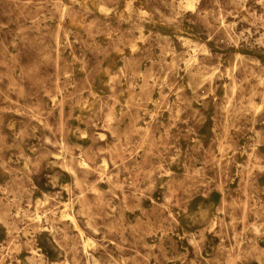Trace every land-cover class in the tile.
Here are the masks:
<instances>
[{
  "label": "rangeland",
  "instance_id": "rangeland-1",
  "mask_svg": "<svg viewBox=\"0 0 264 264\" xmlns=\"http://www.w3.org/2000/svg\"><path fill=\"white\" fill-rule=\"evenodd\" d=\"M263 8L0 0V264H264Z\"/></svg>",
  "mask_w": 264,
  "mask_h": 264
},
{
  "label": "bare ground",
  "instance_id": "bare-ground-1",
  "mask_svg": "<svg viewBox=\"0 0 264 264\" xmlns=\"http://www.w3.org/2000/svg\"><path fill=\"white\" fill-rule=\"evenodd\" d=\"M264 9V8H263ZM64 17V16H63ZM96 95H98V94H96ZM98 96H100V95H98ZM86 136V135H85ZM66 170H67V168H66ZM73 173V172H72ZM54 185V184H53ZM66 187V186H65ZM146 210V209H145ZM38 215V214H37ZM39 218V217H38ZM71 219V218H70ZM39 220H41L40 218H39ZM60 220V219H59ZM76 227V226H75ZM77 228V227H76ZM78 229V228H77ZM124 232V231H123ZM81 235H82V233H81ZM80 235V236H81ZM83 239V238H82ZM74 242V241H73ZM76 242V241H75ZM89 243V242H88ZM85 245V244H84ZM87 245V244H86ZM89 245V244H88ZM87 248V246H84V248ZM89 258V257H88ZM130 258V257H129ZM203 258V257H202ZM122 259V258H121ZM123 260V259H122ZM24 262V261H23Z\"/></svg>",
  "mask_w": 264,
  "mask_h": 264
}]
</instances>
